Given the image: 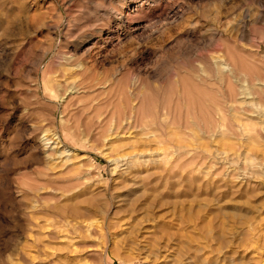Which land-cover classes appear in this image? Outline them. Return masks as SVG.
<instances>
[{"label": "rangeland", "instance_id": "374dc122", "mask_svg": "<svg viewBox=\"0 0 264 264\" xmlns=\"http://www.w3.org/2000/svg\"><path fill=\"white\" fill-rule=\"evenodd\" d=\"M0 264H264V0H0Z\"/></svg>", "mask_w": 264, "mask_h": 264}, {"label": "bare ground", "instance_id": "6f19581e", "mask_svg": "<svg viewBox=\"0 0 264 264\" xmlns=\"http://www.w3.org/2000/svg\"><path fill=\"white\" fill-rule=\"evenodd\" d=\"M260 82V81H259ZM244 89V88H243ZM250 94V93H249ZM245 96H247L246 94H244ZM242 96V95H241ZM248 98V97H247ZM219 125V124H218ZM208 126V125H207ZM216 126L217 125H209V127H208V130L207 131H205V133L206 134H209V133H213V132H215V129H216ZM130 127H132L129 123H127V125H123V124H117L116 126H115V131H114V133L116 134V136H120L121 135V137L123 136V135H126L127 133H128V130H129V128ZM131 129V128H130ZM204 132V131H203ZM100 228V227H99Z\"/></svg>", "mask_w": 264, "mask_h": 264}]
</instances>
